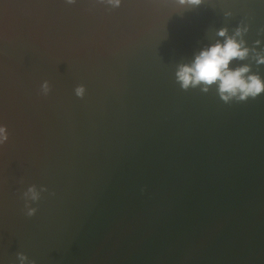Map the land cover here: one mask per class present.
Listing matches in <instances>:
<instances>
[{
  "label": "water",
  "instance_id": "obj_1",
  "mask_svg": "<svg viewBox=\"0 0 264 264\" xmlns=\"http://www.w3.org/2000/svg\"><path fill=\"white\" fill-rule=\"evenodd\" d=\"M237 28L264 53V0H0V264H264V93L175 79Z\"/></svg>",
  "mask_w": 264,
  "mask_h": 264
},
{
  "label": "clouds",
  "instance_id": "obj_2",
  "mask_svg": "<svg viewBox=\"0 0 264 264\" xmlns=\"http://www.w3.org/2000/svg\"><path fill=\"white\" fill-rule=\"evenodd\" d=\"M67 4H74L76 0H65ZM102 4H107L113 8H118L121 0H99ZM180 4L199 5L201 0H179ZM237 28L235 34L229 36L227 29H220L217 36L222 38L216 43L202 48L198 53L194 54L193 59L189 63L179 64L175 73L176 83L182 90L199 88L201 92L208 93L215 87L219 98L226 104L232 101L246 102L249 98L255 100L264 93V80L258 73H253L252 68L248 64L231 68L233 61H245L249 58L250 52L254 53L253 59L259 67L264 65V53L256 52L255 49H249L245 46L242 39L243 32ZM237 37L241 39L237 40ZM257 44L260 42L257 41ZM51 91L50 85L45 81L41 85V92L45 96ZM77 98H83L85 95V87L83 85L75 88ZM9 139L6 126H0V146H3ZM46 187L37 190L35 185L27 188L23 193L25 201L24 208L28 217H33L37 208L32 207L34 203H38L41 199V193L47 192ZM17 258L20 264H35L29 261L28 257L23 253H18Z\"/></svg>",
  "mask_w": 264,
  "mask_h": 264
}]
</instances>
